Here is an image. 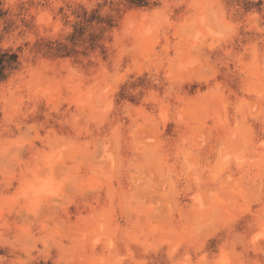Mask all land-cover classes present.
<instances>
[{
  "label": "clouds",
  "instance_id": "clouds-1",
  "mask_svg": "<svg viewBox=\"0 0 264 264\" xmlns=\"http://www.w3.org/2000/svg\"><path fill=\"white\" fill-rule=\"evenodd\" d=\"M0 264H264V0H0Z\"/></svg>",
  "mask_w": 264,
  "mask_h": 264
}]
</instances>
